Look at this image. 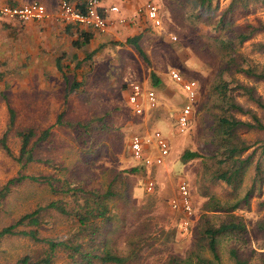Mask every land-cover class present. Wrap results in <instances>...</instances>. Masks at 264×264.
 I'll return each instance as SVG.
<instances>
[{"label":"rangeland","instance_id":"374dc122","mask_svg":"<svg viewBox=\"0 0 264 264\" xmlns=\"http://www.w3.org/2000/svg\"><path fill=\"white\" fill-rule=\"evenodd\" d=\"M24 1L10 0L16 4ZM38 1L51 12L48 23L10 19L0 22V138L7 132L10 150L7 153L0 144V187L19 174L42 179H25L11 187L0 203V229L51 201H61L73 212L40 209L38 236L65 238L77 227L75 213L81 212L77 206L82 204V190H106L110 186L115 196L108 202L109 219L104 229L109 247L124 257L120 264H167L172 256L194 259L196 254L210 257L199 239V226L206 222L217 226L229 213L241 218L245 231L218 239L221 263L234 264L229 250L235 248L248 264H264V228L259 225L264 222V159L263 180L253 182L254 160L262 149L264 129L238 130L249 144L242 156L254 154L235 189L214 178L219 158H214L210 144L215 122L226 111L213 92V86L223 78L230 87L236 82L253 86L264 104V80L237 72L234 67L236 61L242 67L249 64L264 69V51L256 47L258 42H264V29L255 30L241 44L222 42L223 36L227 42L234 39L235 32L247 24L264 23V3L246 8L234 6L228 14L232 26L222 30L216 21L230 0H211L209 9L198 16V0H153L160 7L159 27L131 18L143 0H103L104 5H126L131 11L119 9L121 13L108 14L107 31L86 30L93 38L82 43L75 35H66L65 23L56 20L57 0ZM121 17L128 23L120 22ZM78 30L76 33L81 34ZM137 35L145 57L126 43L128 37ZM170 68L199 85L185 133L177 131L176 116L187 98L182 85L169 77ZM151 71L159 82H151ZM132 82H140L144 89L155 92V107L143 103L142 114L133 112L126 92ZM232 95L264 123L263 108L240 89L232 90ZM9 107L14 113L10 128ZM232 113L248 119L245 114ZM28 129L35 134L30 141L34 159L23 165L16 159L21 146L17 132ZM46 129V140L33 144ZM154 130L168 139L170 153L161 165H144L130 155L129 138L132 134L152 136ZM188 148L199 156L182 162L181 155ZM149 151L151 156L159 154L154 142ZM149 178L155 184L150 192L145 187ZM180 178L189 182L194 207L187 230H181V213L169 206V200L177 195ZM60 180L74 181L83 189L64 193L60 191ZM208 203L218 208L207 210ZM233 204L237 207L224 209ZM29 228L25 224L17 227ZM44 246L24 235H5L0 239V264H15L24 255L35 259ZM67 260L66 254L59 251L52 264H66Z\"/></svg>","mask_w":264,"mask_h":264},{"label":"trees","instance_id":"16d2710c","mask_svg":"<svg viewBox=\"0 0 264 264\" xmlns=\"http://www.w3.org/2000/svg\"><path fill=\"white\" fill-rule=\"evenodd\" d=\"M198 1L200 5H198V10H196L197 16L202 15L206 10H208L211 3V0ZM256 3H264V0H230L227 8L219 15L216 21V26L222 30H225L226 28L229 29L233 22L228 14L232 11L234 6L246 8L249 4ZM258 29H264L263 22H260V24L257 26L247 24L235 32L234 39H228L227 42V38L223 36L222 42L232 45V42L236 41L238 44H241L243 41L251 37L252 33ZM81 34L83 35L82 43H87L91 37V34L86 32H81ZM139 38L140 35L128 37L126 39V43L134 46L140 55L145 57L144 51L138 44ZM256 47L259 50L264 51V42H258ZM234 63V67L236 68L237 72H243L257 80H264V69H258L249 64L247 67H242L241 63H237L236 61ZM150 78L153 84L159 82V79L156 78L155 72L153 71L150 72ZM229 83L230 82L226 78H223L218 84L213 86V92H215L220 98L221 103L224 105L226 111L223 113V115L218 117L215 122L214 135L210 141V144L213 146V154L215 155L214 158H219L216 161L218 170L214 172V178L224 181L226 184L235 189L241 183L245 168L250 163H252L254 154L253 151L245 157L242 156L243 153L249 148V144L238 135V130L241 128L264 129V123L252 109L245 108L240 103L235 101L232 95V90L240 89L248 96L250 100L255 102L263 109L264 104L260 96L256 95L253 86L243 85L236 82V84L230 87ZM75 85L76 83H73V86ZM8 111V128H10L14 124V113L10 107L8 108ZM232 112L245 114L247 115L248 119H240L234 116ZM6 133L7 132H5L0 138V144L7 153H10V150L6 144ZM17 134L21 138V146L16 159L25 165L34 159L33 146L30 145V141L35 136V134L31 129L18 131ZM48 135V129L41 131V133L34 140L33 144L46 140ZM261 147L262 149L260 154L254 160L255 173L253 182H262L263 180L261 163L264 159V140L261 142ZM198 156V152L188 148L182 153L181 160L182 162H186ZM25 179L37 182L42 180L39 176L26 174H19L8 179L6 183L0 187V203L9 194L11 187ZM44 179L48 184H50L53 192H57V189L53 186L51 180L47 177ZM61 183L60 191H64V193L68 190H72L73 192L75 188L81 187L75 186L76 184L74 181L68 182L65 180L61 181ZM82 191L84 193L80 198L82 200V204H78L77 206L81 212L75 213V217H77V227L65 238L56 239L38 236V227L42 222V216L39 214L40 209H53L62 214H70L73 212L61 201H51L44 207L37 208L31 212L23 214L13 223L0 229V239L5 235L20 234L29 237L33 241L42 242L45 244L44 250L37 256V258L33 259L29 255H24L20 257L15 264H52L56 253L59 251H62L66 254L68 259L66 264H120L124 262V257L109 247L107 242V232H105L106 229H104L106 226L105 224L109 219L108 202L110 198L115 196V192L110 186L106 188V190H99L97 187H95ZM236 207L237 204H233L231 206H225L224 209L229 211ZM215 208H218V205L215 206L208 203L207 210H214ZM24 224L30 226V228L21 230L17 229V227ZM31 224L35 225V228L31 227ZM259 225L264 228V222L260 221ZM199 228V239L203 246L207 247L211 253V256L204 257L201 254H196L194 259H180L176 256H172L168 259L167 264H222L217 249L218 239L224 234L240 233L245 231V224L239 216L229 213L226 219L222 220L217 226L210 225L208 222H206L201 223ZM229 254L233 259L234 264H248L247 258L242 257L235 248L230 249Z\"/></svg>","mask_w":264,"mask_h":264},{"label":"built area","instance_id":"2783aa9c","mask_svg":"<svg viewBox=\"0 0 264 264\" xmlns=\"http://www.w3.org/2000/svg\"><path fill=\"white\" fill-rule=\"evenodd\" d=\"M80 1V0H79ZM59 0L56 8V20L64 23L77 24L88 27L98 32H106L109 25L108 14L110 12H118L119 8L115 5L103 7L102 0ZM51 12L47 6L38 1L30 0L21 4L9 5L0 2V20H18L41 21L50 17ZM131 18L141 19L149 23L152 27H159L162 24L160 15V7L153 0H146L138 5ZM120 22H125V18H120ZM172 39H176L172 36ZM169 77L176 83L182 85L186 94V102L181 107L176 116V127L180 133H185L190 126L191 116L193 113V104H196L198 98V82L193 78H185L181 72L175 68L168 70ZM127 102L131 106L133 112L142 114L143 103H149L150 107H155V92L152 89H144L140 82H132L127 85ZM155 143L159 154L157 156L150 155V145ZM130 155L142 161L144 165H161L165 161V157L170 153V144L167 138L159 130H154L152 136L132 134L129 138ZM142 164V165H143ZM154 181L149 178L145 182L147 191H152ZM169 206L172 210L181 213L180 227L181 230H187L192 223L194 217V207L191 199L190 185L186 178H180L177 184V195L169 200Z\"/></svg>","mask_w":264,"mask_h":264},{"label":"crops","instance_id":"0c3cea01","mask_svg":"<svg viewBox=\"0 0 264 264\" xmlns=\"http://www.w3.org/2000/svg\"><path fill=\"white\" fill-rule=\"evenodd\" d=\"M27 1H30V0H26V1H24V2H27ZM71 1H73V2H75V1H79V0H71ZM81 1V0H80ZM79 1V2H80ZM144 1H146V0H143V1H141V3L140 4H142ZM0 2H2V3H5V4H9V5H15L16 3H14V2H10V0H0ZM23 2V3H24ZM58 2H59V0H57V2H56V6H57V4H58ZM21 4V3H20ZM140 4H138V5H140ZM101 5L103 6V7H108V6H110V5H104V3H103V0L101 1ZM137 5V6H138ZM136 6V7H137ZM119 7V6H118ZM133 8V7H132ZM121 11L123 10V11H131L130 9H129V7H126V5L125 6H121V8H119ZM120 10L118 11V12H115V13H121L120 12ZM111 14H112V12H110ZM109 13V14H110ZM123 16V15H122ZM122 18V17H121ZM5 20H0V22H4ZM32 21V20H31ZM33 21H35V20H33ZM129 21V20H128ZM6 22V21H5ZM30 22V21H29ZM37 22H44L45 24L46 23H48L47 22V19L46 20H41V21H37ZM50 23H52V22H50ZM122 23H124V22H122ZM125 23H128L127 21H125ZM74 29H73V28ZM78 29H80L81 30V32H85L86 30H92L93 31V29H91V28H88V27H83V26H80V25H77V24H72V23H65V26H64V31H65V34L66 35H75L74 36V38H76L77 37V39H78V41H80L81 40V42H82V38H83V35L82 34H80V32L77 34L76 32L77 31H79ZM96 32V31H95ZM77 35V36H76ZM79 35V36H78ZM92 38H93V35L90 37V39H89V41H91L92 40ZM126 92H127V90H126Z\"/></svg>","mask_w":264,"mask_h":264}]
</instances>
